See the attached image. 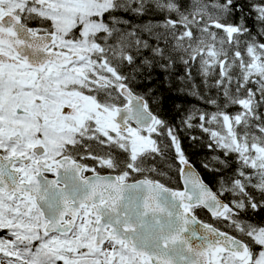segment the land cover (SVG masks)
I'll return each instance as SVG.
<instances>
[{
  "label": "snow or ice",
  "instance_id": "snow-or-ice-1",
  "mask_svg": "<svg viewBox=\"0 0 264 264\" xmlns=\"http://www.w3.org/2000/svg\"><path fill=\"white\" fill-rule=\"evenodd\" d=\"M0 264H264V0H0Z\"/></svg>",
  "mask_w": 264,
  "mask_h": 264
}]
</instances>
